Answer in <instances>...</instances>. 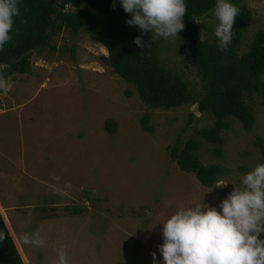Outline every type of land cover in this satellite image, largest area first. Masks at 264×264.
Here are the masks:
<instances>
[{"label":"rangeland","instance_id":"rangeland-1","mask_svg":"<svg viewBox=\"0 0 264 264\" xmlns=\"http://www.w3.org/2000/svg\"><path fill=\"white\" fill-rule=\"evenodd\" d=\"M230 2L251 11L242 53L254 32L264 29V0ZM71 5L95 12L82 2ZM197 24L201 38L211 40L218 24L214 8ZM182 33L159 38V57L198 99L204 82ZM51 45L33 52L28 72L6 78L9 91L0 89V215L12 229L22 263L57 264L63 246L70 264H154L153 252L155 264H163V222L196 204L220 211L234 187H242L243 175L264 163L255 144L257 139L264 144V92L244 96L254 116L252 129L227 117L223 142L216 145L196 133L214 123L212 115L196 104L148 107L110 66L106 49L84 31L63 29ZM144 115L151 131L141 125ZM108 118L117 123L113 133L104 128ZM191 138L199 142L195 156L202 163L221 166L218 182L226 186H203L171 159L170 148ZM38 228L45 246L24 244L22 235Z\"/></svg>","mask_w":264,"mask_h":264},{"label":"trees","instance_id":"trees-1","mask_svg":"<svg viewBox=\"0 0 264 264\" xmlns=\"http://www.w3.org/2000/svg\"><path fill=\"white\" fill-rule=\"evenodd\" d=\"M72 1L84 2L95 12L80 6L75 10L71 9L72 5L65 8ZM185 3L187 13L183 22L186 27L182 34L187 40L191 63L205 89L198 99L178 74L161 63L160 39L153 41L151 31L144 33L138 26L127 23L132 15L124 11L121 0H18L20 13L14 18L12 40L0 52V64L10 65L2 70V74L6 79L15 73L28 72L34 51L53 47L52 38L63 29L82 30L106 49L110 66L119 77L133 84L144 104L166 109L196 104L199 112L215 119L212 125L201 127L196 133L207 142L221 145V131L227 125L225 118L237 119L246 131L253 127L254 116L244 96L264 92L261 80L264 75V29L256 30L248 49L240 53L243 28L251 18V11L245 4H237L240 12L235 19L233 41L226 51H221L215 28L208 41L201 38L197 24L200 17L214 8L216 0H185ZM138 36L144 41V48L134 43ZM126 94L130 96L131 91L127 90ZM148 119L144 115L140 122L145 130L151 131ZM116 125L114 119L104 121V128L110 133L115 131ZM255 144L264 156V144L260 139ZM198 148L199 142L191 138L181 148L171 147L170 157L181 171L193 173L203 186L213 187L223 169L217 164L202 163L195 156ZM3 219L0 215V233L6 236L0 242V264H23Z\"/></svg>","mask_w":264,"mask_h":264},{"label":"clouds","instance_id":"clouds-1","mask_svg":"<svg viewBox=\"0 0 264 264\" xmlns=\"http://www.w3.org/2000/svg\"><path fill=\"white\" fill-rule=\"evenodd\" d=\"M121 3L124 11L132 15L127 23L138 26L144 33L151 31L153 41L179 37L186 27L183 22L187 13L185 0H121ZM239 12L230 0H216L215 36L221 51H226L233 41ZM19 13L18 0H0V52L12 40L10 33ZM134 43L145 47L139 36ZM8 68L9 64H0V89L5 92L11 85L2 70ZM52 178L59 184V176L53 174ZM227 184L217 182L215 187ZM56 193L64 194L60 188ZM219 208L220 211L204 203L180 208L163 222L164 243L159 245L163 264H264V239L260 238L264 232V163L244 174L242 187L235 186ZM5 239V234L0 233V242ZM22 240L30 247H44L46 243L39 228L24 233ZM152 256L155 264L156 253ZM57 264H70L63 246L57 250Z\"/></svg>","mask_w":264,"mask_h":264},{"label":"bare ground","instance_id":"bare-ground-1","mask_svg":"<svg viewBox=\"0 0 264 264\" xmlns=\"http://www.w3.org/2000/svg\"><path fill=\"white\" fill-rule=\"evenodd\" d=\"M5 219V218H4ZM7 224V227H8V229H9V231H10V234L12 235V237H13V240H14V242H15V244H16V247H17V249H18V251H19V253H20V250H19V247H18V243H17V241H16V238H14V234L11 232L12 231V229H11V227L8 225V223H6ZM23 259V258H22ZM24 260V259H23ZM25 262V261H24Z\"/></svg>","mask_w":264,"mask_h":264},{"label":"built area","instance_id":"built-area-1","mask_svg":"<svg viewBox=\"0 0 264 264\" xmlns=\"http://www.w3.org/2000/svg\"><path fill=\"white\" fill-rule=\"evenodd\" d=\"M70 8L71 7V4L70 3H67L66 5H65V8Z\"/></svg>","mask_w":264,"mask_h":264},{"label":"crops","instance_id":"crops-1","mask_svg":"<svg viewBox=\"0 0 264 264\" xmlns=\"http://www.w3.org/2000/svg\"><path fill=\"white\" fill-rule=\"evenodd\" d=\"M84 3V2H83ZM85 4V3H84ZM87 5V4H86Z\"/></svg>","mask_w":264,"mask_h":264}]
</instances>
